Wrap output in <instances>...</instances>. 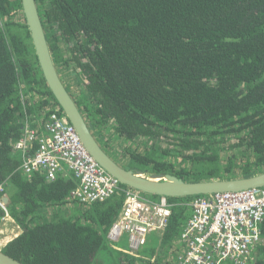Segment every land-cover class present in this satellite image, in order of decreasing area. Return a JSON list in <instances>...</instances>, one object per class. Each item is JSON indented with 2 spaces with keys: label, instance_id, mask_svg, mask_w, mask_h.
<instances>
[{
  "label": "trees",
  "instance_id": "1",
  "mask_svg": "<svg viewBox=\"0 0 264 264\" xmlns=\"http://www.w3.org/2000/svg\"><path fill=\"white\" fill-rule=\"evenodd\" d=\"M36 2L62 80L84 85L66 86L91 128L127 145L128 168L188 182L264 171V0ZM23 11L0 0V185L22 229L2 251L24 264H166L194 198H168L166 231L133 256L108 240L125 192L85 205L73 175L26 174L13 146L25 121L64 113ZM142 138L161 145L134 148ZM262 236L247 264H264V223Z\"/></svg>",
  "mask_w": 264,
  "mask_h": 264
},
{
  "label": "built area",
  "instance_id": "2",
  "mask_svg": "<svg viewBox=\"0 0 264 264\" xmlns=\"http://www.w3.org/2000/svg\"><path fill=\"white\" fill-rule=\"evenodd\" d=\"M33 119L25 121L23 135L13 145L22 153L27 175L41 171L50 181L73 175L79 183L74 198L85 205L107 201L119 190L125 192L122 208L108 233L113 249L139 256L153 234L166 231L173 208L168 198L153 200L107 173L65 114ZM4 187L0 185V238L5 247L22 229L4 201ZM189 206L190 220L166 264H247L255 256L263 241L264 187L197 197ZM125 235L129 249L117 246Z\"/></svg>",
  "mask_w": 264,
  "mask_h": 264
},
{
  "label": "water",
  "instance_id": "3",
  "mask_svg": "<svg viewBox=\"0 0 264 264\" xmlns=\"http://www.w3.org/2000/svg\"><path fill=\"white\" fill-rule=\"evenodd\" d=\"M22 6L38 62L51 93L75 127L89 153L107 173L118 179L123 186L149 196L177 199L207 197L220 192H240L264 187V171L248 177L233 176L188 182L174 175L145 173L120 164L101 145L86 115L62 80L52 56L36 0H22ZM4 201L9 203L7 197ZM0 264L24 263L0 249Z\"/></svg>",
  "mask_w": 264,
  "mask_h": 264
},
{
  "label": "rangeland",
  "instance_id": "4",
  "mask_svg": "<svg viewBox=\"0 0 264 264\" xmlns=\"http://www.w3.org/2000/svg\"><path fill=\"white\" fill-rule=\"evenodd\" d=\"M66 48V45L64 46V49ZM66 82L65 84L67 86H70L71 89L73 87V93L74 91L77 89V91H80L83 89L84 85H79L76 87L75 84L73 83H70V81H67L66 78H65V81ZM76 87V89H75ZM95 135L97 137V139L99 140V142L101 143L102 146H104V149L112 155V157L116 160V161H123L125 165H127L128 163V159L129 157L128 156V152L126 151V147L127 145L123 144L121 141L118 143L117 141L114 142V132H104L103 130H100L99 129H95ZM152 144H157V145H161V142H158V141H152L150 139H145V138H142V139H138L136 140L134 143H133V147L134 148H137V147H140V148H143L145 149V147L147 146H151ZM159 145V146H160ZM119 161V162H120ZM121 164V162H120ZM49 216H51L49 214ZM3 242H2V239L0 238V249H3L4 246H3ZM115 245V244H114ZM117 246H119L120 248H123V249H129L130 248V245H129V238L127 235H125L122 240L120 242L117 243ZM169 255V254H168ZM172 255V254H171ZM169 258V257H168ZM167 260V259H166ZM165 260V261H166Z\"/></svg>",
  "mask_w": 264,
  "mask_h": 264
},
{
  "label": "crops",
  "instance_id": "5",
  "mask_svg": "<svg viewBox=\"0 0 264 264\" xmlns=\"http://www.w3.org/2000/svg\"><path fill=\"white\" fill-rule=\"evenodd\" d=\"M109 155L112 156L111 154H109ZM112 158H113V157H112ZM119 161H120V160H119ZM119 161H118V162H119ZM120 162H121V164L124 166L125 163H124L123 161H120ZM120 162H119V163H120ZM127 163H128V162H127ZM127 165H128V164H127ZM125 166H126V165H125Z\"/></svg>",
  "mask_w": 264,
  "mask_h": 264
}]
</instances>
